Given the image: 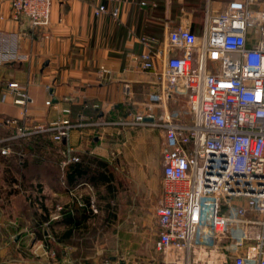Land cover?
I'll list each match as a JSON object with an SVG mask.
<instances>
[{
  "label": "crops",
  "instance_id": "obj_1",
  "mask_svg": "<svg viewBox=\"0 0 264 264\" xmlns=\"http://www.w3.org/2000/svg\"><path fill=\"white\" fill-rule=\"evenodd\" d=\"M208 3L223 7V0H107L110 10H119L113 19L95 17L85 0H63L52 4L46 28L33 29L26 20L13 22L8 3L0 2V141L6 140L0 148L11 151L0 155V264H101L119 258L117 244H143L147 230L129 226L127 183L147 180L157 152L161 166L163 133L117 124L145 113L158 92L155 76L138 67L144 51L138 39L154 40L156 50L178 26L200 37ZM8 83L19 88L3 99ZM20 94L31 101L24 117ZM152 108L157 116V105ZM5 119L29 126L66 120L73 127L61 142L49 133L11 138L14 128L3 127ZM113 146L136 168L130 176L113 175ZM66 150L78 161L64 165ZM37 198L39 210L28 205ZM122 226L128 230L117 232ZM120 256L129 264L153 259L150 252Z\"/></svg>",
  "mask_w": 264,
  "mask_h": 264
},
{
  "label": "built area",
  "instance_id": "obj_2",
  "mask_svg": "<svg viewBox=\"0 0 264 264\" xmlns=\"http://www.w3.org/2000/svg\"><path fill=\"white\" fill-rule=\"evenodd\" d=\"M61 1L0 0L8 3L13 22L26 20L33 29L46 28L52 4ZM85 1L95 17L118 16V8L110 10L107 0ZM138 42L144 48L138 67L155 76L158 92L145 113L117 124L163 133L149 262L264 264V0H229L220 10L208 3L200 37L190 27L178 26L168 30L156 50L152 39ZM18 88L8 83L2 98ZM123 91L127 94L128 87ZM20 95L24 117L31 101ZM179 99L185 102L184 112L169 111L168 105ZM18 124L15 119L1 122L14 128L11 138L49 133L55 142L65 140L73 127L66 120ZM10 152L0 148V155ZM70 153L65 151L64 165L78 161ZM34 203L39 210L40 199ZM55 209L59 215L61 208ZM101 264L129 263L119 257Z\"/></svg>",
  "mask_w": 264,
  "mask_h": 264
},
{
  "label": "rangeland",
  "instance_id": "obj_3",
  "mask_svg": "<svg viewBox=\"0 0 264 264\" xmlns=\"http://www.w3.org/2000/svg\"><path fill=\"white\" fill-rule=\"evenodd\" d=\"M229 0H223V3ZM169 111H178L181 114L185 110V102L183 99H179L174 104L168 105ZM186 117V116H185ZM112 154L110 155L112 158V166L111 171L113 175L116 177L119 175H124L125 177L130 176L133 170L136 168H132L126 165V162L123 160V151L122 148L112 147ZM51 159V157H50ZM159 154L157 152V155L155 157V162L152 165H149V167L146 169L147 174V180L145 182H138V183H127L130 187V190H133L129 192L131 195L130 199V219L131 222H134L133 224L129 225L131 226V229L139 231V229L144 228L147 230L146 237L143 240V244H137V245H125V246H116V250L118 253V257L123 256H135V255H145L150 253H154L153 249V240L155 239L154 233H155V215L154 210L157 205L159 196H160V187H161V166L159 163ZM49 177L48 179H52V176L55 175V171H49L47 174ZM125 183V187L127 185ZM119 192V191H118ZM26 194H22L23 198ZM122 196L120 194L118 197ZM26 201V199H25ZM122 200L118 198L116 200V203L118 206H121ZM120 204V205H119ZM34 208L38 209L36 206L33 205ZM127 215H124L126 218ZM143 222V226L140 227L139 222ZM123 227V226H122ZM117 232H120V230H125V232L128 230L127 227H123L122 229H118ZM135 237H139L136 236Z\"/></svg>",
  "mask_w": 264,
  "mask_h": 264
},
{
  "label": "trees",
  "instance_id": "obj_4",
  "mask_svg": "<svg viewBox=\"0 0 264 264\" xmlns=\"http://www.w3.org/2000/svg\"><path fill=\"white\" fill-rule=\"evenodd\" d=\"M33 136H34L33 138H36V137L39 136V135H33ZM37 151H39V150L37 149ZM76 166H77V164H76V165H73L72 170H73L74 167L76 168ZM73 174H75V172H73ZM37 192H38V193L40 192L39 188H38ZM28 205H29V207L33 208V203H32V201H30V202L28 203ZM40 207L43 208L42 205H41ZM40 219H41V218H40ZM43 219H44V218L42 217V220H43ZM56 238H58V236H56Z\"/></svg>",
  "mask_w": 264,
  "mask_h": 264
}]
</instances>
